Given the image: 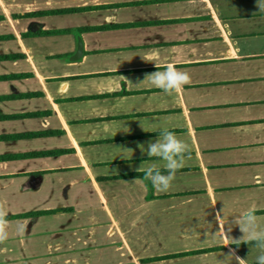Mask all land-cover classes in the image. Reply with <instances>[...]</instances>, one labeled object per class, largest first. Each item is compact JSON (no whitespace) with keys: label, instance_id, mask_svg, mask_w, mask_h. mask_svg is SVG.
<instances>
[{"label":"crops","instance_id":"0c3cea01","mask_svg":"<svg viewBox=\"0 0 264 264\" xmlns=\"http://www.w3.org/2000/svg\"><path fill=\"white\" fill-rule=\"evenodd\" d=\"M257 4L0 0V264H255L216 218L240 239L233 219L264 216ZM168 64L180 92L144 80ZM165 129L190 152L158 192L143 177L166 171L147 154Z\"/></svg>","mask_w":264,"mask_h":264},{"label":"clouds","instance_id":"9594fccd","mask_svg":"<svg viewBox=\"0 0 264 264\" xmlns=\"http://www.w3.org/2000/svg\"><path fill=\"white\" fill-rule=\"evenodd\" d=\"M189 2L194 3L195 0H189ZM257 7L264 9V0H258ZM146 79L166 94L180 92L185 85L191 83L189 73L178 70L173 64H168L164 71H155L148 74L144 80ZM127 151L131 152L130 150ZM189 152L190 146L186 142L178 138L173 132L167 129L163 130L159 139L155 142H149L147 154L150 157H157L162 160L166 171L162 172L160 166L154 163L144 169L143 179L150 182L151 186L158 192L169 191L176 172L183 167L186 154ZM6 217L7 212L3 206H0V244H3L9 238V221ZM216 219L219 225V231L217 232L221 234L222 239L228 241V246L246 240L255 246V264H264V216L258 215L255 209L250 208L233 219L234 225L239 228L242 234L240 239H233L230 236L231 227L225 231V225L220 223L223 219L220 215H217ZM227 257L234 259L235 264H249L248 257H239L236 255L234 248L229 249Z\"/></svg>","mask_w":264,"mask_h":264},{"label":"trees","instance_id":"16d2710c","mask_svg":"<svg viewBox=\"0 0 264 264\" xmlns=\"http://www.w3.org/2000/svg\"><path fill=\"white\" fill-rule=\"evenodd\" d=\"M43 212H35V213H28L26 216H34V215H39L42 214Z\"/></svg>","mask_w":264,"mask_h":264},{"label":"water","instance_id":"95a60500","mask_svg":"<svg viewBox=\"0 0 264 264\" xmlns=\"http://www.w3.org/2000/svg\"><path fill=\"white\" fill-rule=\"evenodd\" d=\"M78 54H80V48L78 49Z\"/></svg>","mask_w":264,"mask_h":264}]
</instances>
